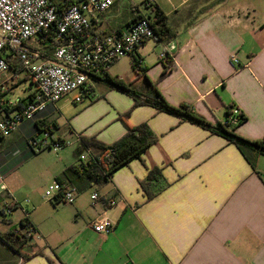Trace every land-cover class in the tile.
Here are the masks:
<instances>
[{
  "label": "crops",
  "instance_id": "crops-1",
  "mask_svg": "<svg viewBox=\"0 0 264 264\" xmlns=\"http://www.w3.org/2000/svg\"><path fill=\"white\" fill-rule=\"evenodd\" d=\"M120 1L110 12L117 13ZM191 1H171L167 11L154 0L178 33L168 42L175 50L160 59L167 43L146 42L133 56L141 61L140 75L127 82L117 77L132 93L112 87L67 122L59 105L69 96L65 97L42 113L40 122L23 125L0 144L4 182L12 168L35 156L27 142L40 130L49 129L62 141L74 140L73 158L66 147L58 152L59 164L48 182L67 184L71 182L64 171L82 155L75 137L96 138L110 146L125 136L127 124H147L157 138L140 159L114 173L104 186L78 190L73 205L33 195L29 220L36 233L27 239L22 254L0 237V264H264V155L252 146L242 151L214 130L152 106L132 109L136 100L146 98L152 84L170 106H190L211 127L225 122L229 108H238L246 121L235 134L248 142L264 139V15L253 3L228 0H206L186 15L185 5ZM134 15L145 16L137 8L121 22L102 16L96 30L118 31ZM149 42L159 45L158 54L154 48L146 51ZM232 56L239 63L234 64ZM8 80L0 85L10 98L15 84ZM102 85L108 84L97 82L94 92H103ZM72 100L66 103L79 105ZM129 111L126 123L121 116ZM154 168L161 176L152 185L155 197L148 200L141 183ZM5 186L6 194L0 198H12ZM94 193L100 196L95 202ZM114 199L122 202L111 206ZM10 204L6 202L5 208L16 205ZM16 211L0 221V226L10 227L0 230V236L21 231L23 218L19 228L12 221ZM103 214L114 224L108 236L91 228Z\"/></svg>",
  "mask_w": 264,
  "mask_h": 264
},
{
  "label": "built area",
  "instance_id": "built-area-1",
  "mask_svg": "<svg viewBox=\"0 0 264 264\" xmlns=\"http://www.w3.org/2000/svg\"><path fill=\"white\" fill-rule=\"evenodd\" d=\"M120 0H0V75L10 72V58H16L32 89L24 99L13 100L0 85V144L10 139L23 125L37 123L49 107L72 95V102L80 104L95 96V84L104 81L111 68L125 57H133L146 42L154 39L155 33L148 18L138 19L118 32L101 33L96 24ZM154 0L147 4L150 7ZM51 45V46H49ZM175 50L172 43L165 44L160 59L170 56ZM234 64L239 63L232 56ZM14 76H17L13 73ZM10 81V80H8ZM7 81V82H8ZM13 79L11 82L13 83ZM6 82V83H7ZM238 108L231 111L230 123L239 124ZM227 121L223 123L225 125ZM38 135H43L39 140ZM32 136L27 145L31 152L49 149L60 152L71 142L62 141L49 129H42ZM80 142V136H77ZM95 156L86 150L80 157L85 162ZM7 187L0 178V197ZM79 197L78 189L70 183H51L44 192V200L73 205ZM99 194L91 196L92 201ZM122 200L110 201L116 206ZM30 204L29 201L26 202ZM21 209L24 212L21 234L27 239L36 233L27 209L18 203L6 210L9 216ZM28 208V206H27ZM92 230L101 236L114 231V224L104 214L91 223Z\"/></svg>",
  "mask_w": 264,
  "mask_h": 264
},
{
  "label": "trees",
  "instance_id": "trees-1",
  "mask_svg": "<svg viewBox=\"0 0 264 264\" xmlns=\"http://www.w3.org/2000/svg\"><path fill=\"white\" fill-rule=\"evenodd\" d=\"M144 2L147 5L150 0H144ZM149 9L153 11V17L150 16L148 19H150L152 27L154 29V39L158 42L163 43H168L176 39L178 33L169 25L168 17L165 15V13L156 4H152ZM143 18L145 17L142 15H134L131 18V22L125 24V26L138 19ZM193 24L194 23L190 25ZM123 27L124 26H122L121 28ZM121 28L118 31H120ZM9 63L10 72L15 73L16 75L22 72L21 65L16 58H10ZM140 63V59L133 57L132 68L135 71L137 70V75H140ZM104 82L120 91L132 93L129 85H126L117 77H111L110 75H108ZM25 101L26 100L24 99L22 103H24ZM144 105L152 106L158 111L179 116L184 120H188L190 122L199 124L204 128L214 130L215 133H218L231 142L236 143L242 151L246 148V146H252L264 155V139L258 142H248L244 139H241L235 134L238 126L246 121V117L241 112V114L237 116L240 121L239 124L237 126H232L230 123V116L231 111L234 109L233 107L228 109V113L226 116L227 123L225 125L219 124L217 127H211L210 124L199 117L190 106H170L162 97L160 92L152 84L149 85V94L146 96V98L143 101L136 100L132 109ZM130 114L131 111L122 115V120L127 123V119L129 118ZM80 142L82 154L86 150L95 151L96 154L85 162L78 159L74 167L68 168L64 171V175H66L67 179L71 182L70 184L75 186L78 190L90 188L92 186H104L110 181L114 173L128 165L131 161L140 159L142 155H144L148 151V149L156 144L157 138L152 133L147 124H141L139 126H130L129 124H127V132L125 136L110 146L99 142L96 138H85L82 136L80 137ZM34 154L36 155L37 153ZM251 164L252 166H254L253 161H251ZM160 176L161 171L154 168L149 172L147 179L141 183L142 189L146 193L148 200H151L155 197L156 194L152 192V185L154 184V181L160 178ZM73 179H76V181ZM14 210H16V208H14ZM4 216H7L6 211L4 212ZM27 220L30 221L29 218H27ZM22 227H24L23 220ZM0 237L4 241V243L22 254V249L27 241V237L25 235L23 236L21 232L14 230L2 234ZM22 257L24 256L22 255Z\"/></svg>",
  "mask_w": 264,
  "mask_h": 264
},
{
  "label": "rangeland",
  "instance_id": "rangeland-1",
  "mask_svg": "<svg viewBox=\"0 0 264 264\" xmlns=\"http://www.w3.org/2000/svg\"><path fill=\"white\" fill-rule=\"evenodd\" d=\"M156 2L160 3L162 7L169 11L171 9V1L175 4H178V0H155ZM206 0H192L191 2H188L186 7V15L190 12H195L200 9L201 4ZM236 1H240L243 4H251L256 6V8L259 10V12L264 15V0H228L229 3H233ZM156 4L157 3H153ZM117 13L107 12L103 16L106 18H110L113 22L118 21H125L128 18L131 17L132 14L136 11V8L139 9L141 12H143L144 17L149 18L150 16L153 17V11L149 9V7L145 4L144 0H121L120 4L118 5ZM159 7V5H157ZM160 8V7H159ZM199 8V9H197ZM161 9V8H160ZM197 9V10H195ZM207 9V8H206ZM111 14H113L111 16ZM115 15V17H114ZM264 18V17H263ZM155 47H159V45H155L153 42L148 43V47L146 51H151L152 48L155 51L154 53L158 54V48L155 49ZM150 53V52H149ZM155 54V55H156ZM132 59L130 57H125L121 59L116 65H114L111 70L110 74L113 77H119L120 79L125 80L126 82L129 80H132L133 78H136L137 70H133L132 68ZM13 72H8L6 74L0 75V81H3L5 79H9L10 81L13 79L15 82L14 91L11 93V99L16 100L17 98L24 99L28 96L29 91L32 89L31 84L29 80L23 75H17L13 76ZM144 89L145 83L141 85ZM101 88H103V92H101V89H97V93H95V96L91 99H86L83 104H79L78 106H74L71 103L67 104L66 102L69 101L73 96L70 95L67 99L62 101L60 105V109L64 115L65 122L67 120H70L74 116H76L78 113L82 112L83 109L88 107L91 102L96 101L101 96H104L106 93L112 89L109 85H102ZM141 89H137L136 92L141 93ZM69 99V100H68ZM39 140H43V135H38ZM75 140L77 138L75 137ZM15 141V139H14ZM74 141V140H73ZM71 141L72 143H74ZM76 147H66L65 150H69L70 157L73 158V152ZM37 155L30 157L28 160H22L17 167L12 168L11 174L8 175L6 180L3 182L6 183L11 192H12V198L4 199L0 198V206L2 209V212L0 213V221L4 218V212L8 209L5 208V204L7 203H18L23 208L27 209L28 212H32V199L36 196L37 198L42 199L44 196V192L47 187L50 185L49 178L51 177L52 173L56 170L57 165L59 164L57 162V158L60 154L54 153L53 151H48L47 149H43L42 151H36ZM5 184V185H6ZM6 192H4V195ZM34 195V196H33ZM44 200V198H43ZM17 201V202H16ZM27 201L30 202L29 205H27ZM47 201V200H46ZM10 204L9 206H12ZM28 206V208H27ZM24 212L19 209L18 211L14 212L12 216V221H14V225H17V228H19V221L24 217ZM7 216L6 218H8ZM2 224V223H1ZM12 227V226H11ZM10 228L9 226H4L2 224L0 226V230H7Z\"/></svg>",
  "mask_w": 264,
  "mask_h": 264
}]
</instances>
